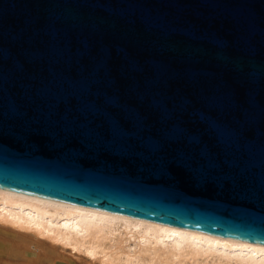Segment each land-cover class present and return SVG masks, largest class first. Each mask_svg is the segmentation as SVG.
Instances as JSON below:
<instances>
[{
    "label": "water",
    "instance_id": "95a60500",
    "mask_svg": "<svg viewBox=\"0 0 264 264\" xmlns=\"http://www.w3.org/2000/svg\"><path fill=\"white\" fill-rule=\"evenodd\" d=\"M0 186L264 243V0H0Z\"/></svg>",
    "mask_w": 264,
    "mask_h": 264
},
{
    "label": "bare ground",
    "instance_id": "6f19581e",
    "mask_svg": "<svg viewBox=\"0 0 264 264\" xmlns=\"http://www.w3.org/2000/svg\"><path fill=\"white\" fill-rule=\"evenodd\" d=\"M264 264V243L0 186V264ZM19 260V261H18Z\"/></svg>",
    "mask_w": 264,
    "mask_h": 264
},
{
    "label": "rangeland",
    "instance_id": "374dc122",
    "mask_svg": "<svg viewBox=\"0 0 264 264\" xmlns=\"http://www.w3.org/2000/svg\"><path fill=\"white\" fill-rule=\"evenodd\" d=\"M65 252V254L73 261V263L72 264H93L91 261H85L86 259V257H85V255H83L82 253H70L68 250H65L64 251ZM3 257V256H2ZM1 257V258H2ZM0 258V259H1ZM3 259V258H2ZM1 261V260H0ZM19 261V260H18ZM16 264H25V263H21V262H19V263H16ZM34 264H36V263H34ZM65 264H67V262L65 263Z\"/></svg>",
    "mask_w": 264,
    "mask_h": 264
}]
</instances>
